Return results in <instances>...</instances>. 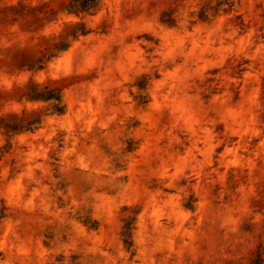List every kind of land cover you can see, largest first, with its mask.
<instances>
[{
  "label": "rangeland",
  "instance_id": "374dc122",
  "mask_svg": "<svg viewBox=\"0 0 264 264\" xmlns=\"http://www.w3.org/2000/svg\"><path fill=\"white\" fill-rule=\"evenodd\" d=\"M0 264H264V0H0Z\"/></svg>",
  "mask_w": 264,
  "mask_h": 264
}]
</instances>
